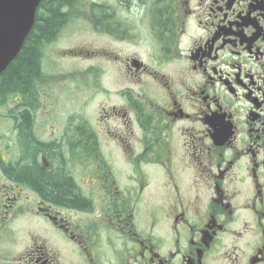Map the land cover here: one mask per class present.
<instances>
[{
	"label": "flooded vegetation",
	"instance_id": "flooded-vegetation-1",
	"mask_svg": "<svg viewBox=\"0 0 264 264\" xmlns=\"http://www.w3.org/2000/svg\"><path fill=\"white\" fill-rule=\"evenodd\" d=\"M84 6L0 98V264H264V0Z\"/></svg>",
	"mask_w": 264,
	"mask_h": 264
},
{
	"label": "trees",
	"instance_id": "trees-1",
	"mask_svg": "<svg viewBox=\"0 0 264 264\" xmlns=\"http://www.w3.org/2000/svg\"><path fill=\"white\" fill-rule=\"evenodd\" d=\"M75 0H41L35 17L33 29L29 38L25 39L21 50L15 59L0 75V98L4 99L8 95L19 92L28 87L31 77L38 69V47L37 42L41 37H48L56 27L58 20H63L62 11H66V6ZM62 18V19H61ZM22 132L27 117L19 116ZM22 177H27L38 187L43 189L49 197L63 202H74L75 195L73 186L69 180L44 174L34 168L21 170ZM24 175V176H23Z\"/></svg>",
	"mask_w": 264,
	"mask_h": 264
},
{
	"label": "water",
	"instance_id": "water-1",
	"mask_svg": "<svg viewBox=\"0 0 264 264\" xmlns=\"http://www.w3.org/2000/svg\"><path fill=\"white\" fill-rule=\"evenodd\" d=\"M41 0H0V74L17 56Z\"/></svg>",
	"mask_w": 264,
	"mask_h": 264
},
{
	"label": "rangeland",
	"instance_id": "rangeland-1",
	"mask_svg": "<svg viewBox=\"0 0 264 264\" xmlns=\"http://www.w3.org/2000/svg\"><path fill=\"white\" fill-rule=\"evenodd\" d=\"M86 1L91 0H77L76 3L70 4L69 11L74 12V14L80 13L83 14L85 12V6L84 3ZM83 2V3H82ZM68 6V7H69ZM87 13V12H86ZM86 26L84 25V22L82 20H75L73 26L69 25L65 31H69L70 33H81V35L74 36V42L80 41V42H87L88 37L84 33L86 32ZM82 31V32H80ZM84 31V32H83ZM11 129L12 125L11 122L0 115V154H4L5 152V146L8 144V142L11 140ZM10 249V244L8 241V238L5 236H0V251H5Z\"/></svg>",
	"mask_w": 264,
	"mask_h": 264
}]
</instances>
